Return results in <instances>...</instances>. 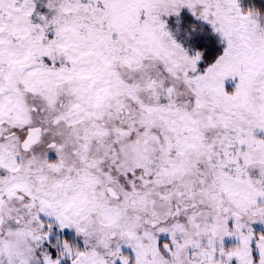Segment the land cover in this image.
Masks as SVG:
<instances>
[{
	"label": "snow or ice",
	"instance_id": "6c2138e0",
	"mask_svg": "<svg viewBox=\"0 0 264 264\" xmlns=\"http://www.w3.org/2000/svg\"><path fill=\"white\" fill-rule=\"evenodd\" d=\"M0 264H264V0H0Z\"/></svg>",
	"mask_w": 264,
	"mask_h": 264
}]
</instances>
